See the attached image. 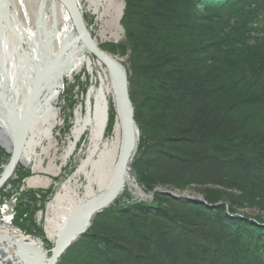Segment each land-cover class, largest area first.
<instances>
[{
    "label": "trees",
    "instance_id": "1",
    "mask_svg": "<svg viewBox=\"0 0 264 264\" xmlns=\"http://www.w3.org/2000/svg\"><path fill=\"white\" fill-rule=\"evenodd\" d=\"M123 1L133 172L204 203L117 200L58 264H264V0Z\"/></svg>",
    "mask_w": 264,
    "mask_h": 264
},
{
    "label": "bare ground",
    "instance_id": "2",
    "mask_svg": "<svg viewBox=\"0 0 264 264\" xmlns=\"http://www.w3.org/2000/svg\"><path fill=\"white\" fill-rule=\"evenodd\" d=\"M107 1L86 0L91 12L99 17V11ZM24 2L0 0V145L11 150V143H17V135L10 131L6 118L12 115L18 121L29 116L33 118L29 121L28 135L23 142L19 139L22 143L18 145L19 157L14 172L20 164L37 169L38 150L43 148L44 143L50 144L53 140L52 131L58 119L53 103L59 93L50 85L58 79L59 74L66 73L63 79H72L83 69L92 74L96 66L102 68V73H98L86 94L85 111L76 114L71 141L64 151L62 162L65 164L68 161L75 146L78 147L77 143L86 135L87 140L81 142L84 144V149L80 151L83 157L46 206L43 219L45 232L49 238H58L68 223L81 220L93 203L100 202L114 186L124 159L123 110L110 70L97 57L94 67L92 55L79 39L68 11L56 0H37V10L32 14L37 25L31 27ZM20 14L24 17L22 21L19 20ZM38 80L40 84L36 85ZM33 93L36 96L33 113L26 111L25 114V103ZM127 158H132V151ZM121 171L119 179L123 182V191L131 180L129 161ZM26 183L34 187L36 182L29 178ZM132 186L137 187L135 184ZM197 199L202 198L198 196ZM9 216L7 213L6 219ZM15 242L36 249L42 259L25 249L14 255L16 247L9 244ZM49 259L40 242L31 236L24 237L8 220L0 221V264H49Z\"/></svg>",
    "mask_w": 264,
    "mask_h": 264
},
{
    "label": "rangeland",
    "instance_id": "3",
    "mask_svg": "<svg viewBox=\"0 0 264 264\" xmlns=\"http://www.w3.org/2000/svg\"><path fill=\"white\" fill-rule=\"evenodd\" d=\"M76 1L83 18L85 29L89 34L90 39H92L103 52H106L101 48L103 44L122 42L124 36V31L121 26V19L124 11L123 0H108L104 4V7L99 11L100 17L91 12L86 0ZM24 3L29 14L31 27H36L35 25L37 24L35 22V18L33 19L32 14L37 10V0H25ZM57 3L61 5L58 1ZM19 17L20 21L24 19L23 14H20ZM111 56L116 58L121 67L125 69V66L123 65L125 61L124 58L113 55ZM91 59L92 64L94 65L97 62L95 56L92 55ZM98 73H102V68L96 66L92 74L88 73L86 69H83L72 79L64 77L62 85L55 89L56 92L59 93V96L53 103V109L58 115L57 123L52 131L53 140L50 144L44 143L43 148L38 150L40 157L37 162V169L32 170L31 167H25L20 164L16 168L15 172L13 171L14 175L12 177L10 176L0 187V221L2 222L4 220H8L13 227L24 235V237L31 236L40 242L42 249L49 258L52 254L57 238H49L45 232L46 225L43 219L45 217L46 206L59 186L70 178L83 157V154L80 151L84 149V144L82 145L81 142L87 140L86 135H84L81 138V141L77 143L78 147L76 148L75 146L73 154L68 161L65 162V164L62 162L64 151L69 146L71 141V132L74 126L76 114L79 111H85L86 94L92 83H95ZM81 90L84 91L83 95L80 94ZM111 108L114 109L112 105ZM113 121L114 119H112V123H114ZM110 133L111 129L109 130L108 135ZM8 145L10 146V143ZM11 146V150H9L7 147L0 145V179L3 170L8 165L11 157L14 148L12 143ZM132 161L130 170L133 172ZM130 177L131 180L126 183L122 193L119 194L107 208L101 210V212L112 207L113 204H116L117 200L119 203L126 202L128 197L130 198L128 200L129 203H151L154 196L162 195L159 193L151 194L152 192L155 190H165L162 188H156L152 191L146 192L139 186L134 172L130 173ZM29 178L35 180L36 183L34 187H29L27 185L26 180ZM132 184H135L137 187L133 188ZM180 193H187V195L192 196L195 199L198 198V195L192 193L189 194L187 191ZM20 206H23V210L28 211L30 214L23 215L21 219H17V213ZM7 213L10 214L8 219H6ZM74 243L71 245H74ZM65 254L66 252L62 254V256Z\"/></svg>",
    "mask_w": 264,
    "mask_h": 264
},
{
    "label": "water",
    "instance_id": "4",
    "mask_svg": "<svg viewBox=\"0 0 264 264\" xmlns=\"http://www.w3.org/2000/svg\"><path fill=\"white\" fill-rule=\"evenodd\" d=\"M58 1L69 13V16L71 18L73 27L78 34L79 39L82 41V43L85 45L87 51H89L92 55L95 57L102 59L106 67L110 70L113 80L115 84L117 85L118 94L121 100V107H122V123H123V130H124V137H125V148H124V159H122L120 164V171L117 176V180L114 182V186L111 188V190L106 194V196L97 203H93L92 207L88 210V213L81 219L76 221L75 223H68L64 229V231L58 236L54 248L52 250L51 257L49 259V264H57L62 254H64L68 248L71 246L72 243L76 242L78 238L84 234L87 229L90 227V223L93 219V217L101 212L104 208H107L111 202L121 193L122 191V181L119 179L120 174L122 173V166L126 165L127 161H129V166L131 165L132 159L136 155L137 147H138V129L134 120V112L132 103L130 100L129 92H128V80L126 71L124 68L121 67V65L116 61V58H113L111 55H109L107 52H103L96 44L95 42L90 39L89 34L87 33L82 15L78 9V4L76 0H56ZM58 54V53H57ZM60 54V51H59ZM58 54V55H59ZM66 67V65H65ZM63 74H59L57 80H55L50 87L52 88H58L62 85L63 82ZM40 84V81H36V85ZM37 87V86H36ZM37 89V88H36ZM54 90V89H53ZM38 91V90H37ZM37 93V92H36ZM36 101V96L33 93L30 98L25 103V114H27L26 111H30L33 113V103ZM11 117V119H10ZM6 118V122L9 123V129L10 131L16 136V142L13 143V151L10 157V160L8 162V165L4 168V174L1 176L0 179V186L9 178L11 173L13 172V169L16 167V164L18 162L19 157V148L18 145L23 142L25 139V136L28 135L30 130V122L32 121V117H27L25 120H16L14 116H10ZM9 119V120H7ZM135 128L137 135H135ZM19 139L22 141L20 142ZM137 142V144H136ZM132 151V158H127L128 153ZM130 173H133L132 170L129 171ZM159 193L162 195L171 196L174 198H184L188 199L190 201H196L200 200L202 203L204 201L202 199H195V198H189L187 193H180L178 191H168V190H155L151 194ZM15 243H10L9 245L12 247H16L14 250L15 254L18 255L19 250L25 249L29 250L31 253H33L34 256H36L38 259L41 258V254L36 249L30 248L27 244L23 245H17ZM16 255V256H17Z\"/></svg>",
    "mask_w": 264,
    "mask_h": 264
}]
</instances>
